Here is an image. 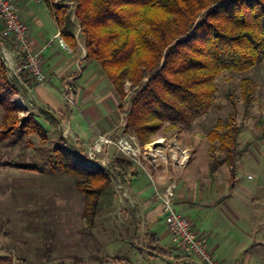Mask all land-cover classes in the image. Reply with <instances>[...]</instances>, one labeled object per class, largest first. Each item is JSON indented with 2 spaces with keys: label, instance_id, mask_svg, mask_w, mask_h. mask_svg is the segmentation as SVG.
Here are the masks:
<instances>
[{
  "label": "trees",
  "instance_id": "trees-1",
  "mask_svg": "<svg viewBox=\"0 0 264 264\" xmlns=\"http://www.w3.org/2000/svg\"><path fill=\"white\" fill-rule=\"evenodd\" d=\"M55 18L62 38L71 49L78 48L75 16L81 28L86 58L96 63L123 102L132 93L125 114V131L148 144L166 124L191 127L215 106L218 92L216 79L226 72L246 74L264 64V0H68L69 6L41 0ZM244 109L254 104L252 80L241 82ZM20 92L16 80L0 59V107L5 112V127L0 142L9 139L17 129L13 122L22 107L13 101ZM235 107L233 98L228 96ZM52 126L56 117L39 109ZM18 128L17 147L24 139L29 123L46 141L48 130L34 116ZM227 127V128H226ZM217 124L208 139L219 142L220 150L234 157L240 128ZM215 149V148H214ZM50 162L74 182L86 201L84 217L94 223L111 206L116 193L114 177L100 163L88 164L66 138L60 137L49 151ZM23 170L37 166L7 162ZM113 165L127 184L139 176L129 159L117 158ZM219 162L210 163L213 177ZM148 254L161 253L159 241L148 237Z\"/></svg>",
  "mask_w": 264,
  "mask_h": 264
},
{
  "label": "rangeland",
  "instance_id": "rangeland-1",
  "mask_svg": "<svg viewBox=\"0 0 264 264\" xmlns=\"http://www.w3.org/2000/svg\"><path fill=\"white\" fill-rule=\"evenodd\" d=\"M52 4L69 6V13L74 15L72 2L52 0ZM42 6L48 8L44 2ZM71 21L77 24L75 16ZM75 34L77 43H82L81 31L77 29ZM244 77L252 80L255 89L254 104L248 111L244 109L242 97ZM102 80L108 82L104 75ZM216 84V103L207 115L182 131L166 124L151 137L148 145L161 139L160 148L164 151L165 144L175 142L178 135L179 147H185L190 153L189 171H210V163L218 161V182L222 181L229 189L235 183L239 187H253L258 201L253 199L251 209H245L247 212L242 219L245 231L241 233L240 228L225 224L221 236L226 238V247L215 257L225 264H264V64L246 74L223 73ZM131 97L132 93L128 92L127 98L119 104L128 108ZM13 101L19 103L16 94ZM20 104L23 109L13 121L17 129L9 139L0 142V264H158L147 252L146 229L139 232L135 228L136 220L115 187L112 205L106 206L94 223L84 217V196L75 189L74 182L50 162L49 151L59 139L50 125L46 127L49 133L46 141H42L32 128L33 123H29L21 143L17 147L12 145L24 121L33 122L34 116L39 118L38 109L28 102ZM116 114L119 124H126V116L120 109ZM4 117L5 112L0 107V131L5 127ZM39 120L45 122L41 117ZM90 123L94 124L95 120L85 121V124ZM217 124L225 127L231 124L241 130L233 159L220 150L219 142L208 139ZM84 151L85 147L80 146L79 154L86 159ZM109 156L112 161L111 150ZM7 162L37 166V170H23ZM169 166L171 169V164Z\"/></svg>",
  "mask_w": 264,
  "mask_h": 264
},
{
  "label": "crops",
  "instance_id": "crops-1",
  "mask_svg": "<svg viewBox=\"0 0 264 264\" xmlns=\"http://www.w3.org/2000/svg\"><path fill=\"white\" fill-rule=\"evenodd\" d=\"M15 1L28 25L33 46L42 52L43 69L50 78L48 83L42 85L31 83L32 98L38 109L56 117L58 125H50L40 114L39 118H43L45 122L38 118L39 122L44 124L45 128L50 125L59 134V138H66L78 151L80 146L85 147L97 136L125 127V124H119L120 120L116 114L120 108V98L109 82L102 80L100 67L85 59L87 51L83 43L79 42V47L72 49V52L65 50L56 39L60 28L51 11L42 6L41 0ZM75 26L79 31V25ZM65 84L70 85L75 98V105L71 108H68L63 95ZM89 118L95 120V123L85 124ZM66 126L69 127L68 137L63 134ZM177 136L175 142H169L164 147L169 164L161 161L160 166L156 168L145 161L141 165L134 162L139 176L127 184L121 177L119 179L128 195L124 204L136 220L135 228L139 229V232L142 228L146 229L147 240L149 235H154L159 241L161 253L158 256H150L155 258L158 264H202L196 257L176 251L174 239L165 222L162 202L156 196L157 192H163L172 183L176 185L175 209L191 222L198 234L208 239L214 256L226 247V238L221 236L225 224H232L243 233L245 230L242 227V219L247 212L245 209L249 211L253 199H257L253 187H239L235 183L229 189L221 183L222 181L218 182L217 173L212 177L210 171H189L192 163L190 153L185 147H179ZM171 152L185 160V166L179 172L176 171L180 167L171 164ZM111 155L113 162L119 157L114 148L111 149Z\"/></svg>",
  "mask_w": 264,
  "mask_h": 264
},
{
  "label": "built area",
  "instance_id": "built-area-1",
  "mask_svg": "<svg viewBox=\"0 0 264 264\" xmlns=\"http://www.w3.org/2000/svg\"><path fill=\"white\" fill-rule=\"evenodd\" d=\"M78 27V32H80L81 28ZM0 28V59L6 66L10 77L16 80L19 85L20 92L16 94L18 104L21 106L20 103L25 105L28 102L30 106L38 109L33 103V86L30 81L36 85H42L48 83L50 78L43 69L42 52L33 46L28 25L22 18L20 7L15 0H0ZM56 39L62 48L72 52L61 33L56 36ZM26 74L28 78L24 77ZM63 95L68 108L75 105V98L69 84H65ZM63 134L65 137L69 134L68 126L63 129ZM157 142L149 145L142 144L135 135L126 132L123 127L121 130L115 129L99 135L91 143L86 144L84 151L86 159H83L88 164L100 163L113 175L116 192L124 202L128 195L117 175L118 168L108 158L109 151L114 148L118 155H123L138 165L145 161L158 168L161 161L166 164L169 162H167L166 149L164 148V151L161 152L158 149L160 145H156ZM101 156L103 158L99 159ZM170 160L172 166H185V160L172 152ZM175 189L176 185L172 183L163 192H157L156 196L162 202L165 222L174 239L176 251L194 256L202 264H225L214 256L208 239L198 234L193 229L191 222L175 209Z\"/></svg>",
  "mask_w": 264,
  "mask_h": 264
},
{
  "label": "bare ground",
  "instance_id": "bare-ground-1",
  "mask_svg": "<svg viewBox=\"0 0 264 264\" xmlns=\"http://www.w3.org/2000/svg\"><path fill=\"white\" fill-rule=\"evenodd\" d=\"M160 144H162V142L161 141H158L157 143H156V145H160ZM154 146V145H153ZM152 147V146H151ZM164 147V146H163ZM161 152H163L161 149L162 148H158Z\"/></svg>",
  "mask_w": 264,
  "mask_h": 264
}]
</instances>
